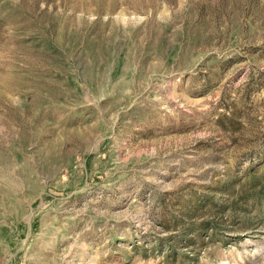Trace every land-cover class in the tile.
Here are the masks:
<instances>
[{"label":"rangeland","instance_id":"1","mask_svg":"<svg viewBox=\"0 0 264 264\" xmlns=\"http://www.w3.org/2000/svg\"><path fill=\"white\" fill-rule=\"evenodd\" d=\"M0 264H264V0H0Z\"/></svg>","mask_w":264,"mask_h":264}]
</instances>
